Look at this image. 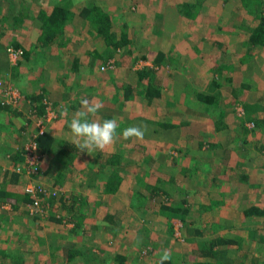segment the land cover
<instances>
[{
	"label": "rangeland",
	"instance_id": "374dc122",
	"mask_svg": "<svg viewBox=\"0 0 264 264\" xmlns=\"http://www.w3.org/2000/svg\"><path fill=\"white\" fill-rule=\"evenodd\" d=\"M55 1H61L60 5L65 3L71 5V8L69 9H73L72 20L74 23V30L71 31L72 33L70 35L67 33L69 37H65V43L68 47L66 51L64 45L58 46L54 43L52 47H58L57 49L61 52V54H59L62 58L69 49L73 54L74 52H80L81 58L87 59L85 64H80L81 66L79 65L78 70L82 72V76L88 69L93 74L89 75L87 81L84 78H82L81 82L78 80L80 84L74 82L77 90L72 96L73 105L75 102L74 95L80 93L85 96L87 93L88 97H92L93 102H102V104H104L108 99L109 93L106 88L111 89V86H113L105 81L106 87H103L104 81L102 82L98 79L104 77L105 73L109 76L115 77L117 82H119L118 87L122 96V83L118 78L122 75V72H129V67L138 68V65L140 66L141 64L139 63V60L143 62L142 65H145L144 60L153 57L156 48H158L161 42H164L166 45L169 40L174 41L173 38L167 36L169 33L167 29L162 28L159 24L153 23V25H151V22L153 21L151 16L153 15L155 18L156 15L154 12L158 11V8L161 7L162 3L168 5V7L165 5L161 7L164 9L162 14L171 19L178 15V18L182 19V21H180L183 24L184 32H181L179 36L183 37L186 33L188 35H191V33L197 35L194 38L195 44L193 45L198 46V49L196 50L199 53L197 58H192L193 56L191 54L183 55L179 58L174 55L175 58L172 56L163 58L162 61L158 63V66L152 64V71L149 72L154 73L156 80L159 78L158 83L161 81L162 87L165 89L163 92L164 97L161 98V100L152 98L154 104H146L140 96L139 88L131 86L128 89V95L130 99L132 98V101L134 98V104H136L137 107L131 105V100L126 101L127 99L125 100L127 104L124 103V101L117 102L119 103L120 114H125L126 116L132 112L135 113L132 115H134L135 118L137 117V119L130 120L132 126H139V123L142 124L141 120L145 121L142 124V127L146 129L144 138H154L157 143L154 145L148 143L146 145V142L145 149L142 147H138V149H135L134 151H131L130 148L127 149V154H129V156L126 155V161L120 164L121 173L119 174L122 175L123 180L121 184H119L117 190L113 193L115 198L112 199L118 203V209L117 206L109 208L106 204L103 206H101V203L99 204L102 207V210H105L106 212L116 209L118 223L113 224L110 222L107 226L100 223L95 226V229L90 228L91 233L87 237V245L90 248L93 247L94 251H101L104 249L102 248V245H106L108 253L107 257L104 258L108 263L104 261L103 264H112V262L113 264H117V261L114 259L113 251L116 249H119V252L126 250V247H124L126 243H129L130 248L126 250L128 251V255L125 256L124 262L128 264H158L159 258L165 250L171 253V261L173 264H199V257L196 262L193 260L190 261L188 257V253L191 252L190 247L192 239L198 240L206 236H208V238L210 236L216 237L218 234L217 232L223 230L227 236L231 235L229 232V228L231 227H228L226 223H221L218 230H215L213 224L214 221L216 222L220 220L219 218L226 219L224 218V213H222L225 212L224 209L221 207L219 212L213 214V212L210 211L209 213L207 203L209 204L210 201L214 200L211 199V196L205 200L206 187L211 181V178L209 180L208 177L217 175V179H219L218 182L220 183L221 181L220 179L222 176L219 173L215 174V169H220L221 165L224 164V159L229 153L227 148L226 151L224 150V144H226L228 139H232L238 143L236 150L239 155V157H236L238 165L235 164L233 168L239 169L248 165V168L252 169L255 177L252 175L251 181H256L257 183L256 185H253L254 192L262 188L257 185H264V163H262L264 160V145L260 147L261 142L264 144V133L258 136L256 132L258 129L254 128V122L249 119V117L256 119L260 115L262 116L261 109L264 110V106L262 105V100H264V45L249 43L246 37L247 34L250 33V29L256 23V15L259 16L260 12L264 11V0H261L260 4L258 0H253V2L249 3L252 12L246 8L242 0H133L131 1L130 6H135L134 9H130L128 6L125 7L128 15L127 19L123 22L116 20L112 25L117 36L122 33L124 27H128L125 41L120 44L118 51L117 46H114V44L111 43H106L101 50V56H104L106 59L108 57L111 58L117 56V68L112 74H109L107 71H102V66V69L97 67L100 72H98L97 68L95 71H92L87 64L89 52L93 51L95 42L99 41L101 37L95 31L90 32L84 21L74 18V16L77 18L76 15L83 17V13L85 12L84 10H81L83 7L91 8L93 6L83 4L86 0H83L82 3L76 0H0V5L2 7L0 12H3V18H0V23L3 24V27L0 28V102H3L2 104L6 105L4 101H6L7 98L4 95V89L7 86L18 88L23 96L20 89L22 87L16 85L20 75L13 71L11 66L15 65L18 58L11 59L13 57L8 54L7 51V46L13 45L15 42L13 39L18 35L16 33L14 35L12 31H17V33L20 31L24 32L23 29L19 28L23 25V22L14 19L16 12H21L27 28V23H30V20H33L28 17L27 9H29L31 13L35 12L34 14H37L36 12L38 9L46 6L50 7L51 4L54 5L53 3H55ZM185 2L191 4L189 5L192 15L191 17L184 15L180 9V6ZM105 4L106 5L104 6L106 8L103 6L102 8L107 11L109 8L108 5L111 3ZM137 9L144 12V14H142L145 18L143 23L146 24V29L148 30L146 36H139L140 34L138 35L136 32H133V30H135V23L133 24V21L136 19L134 13L138 11ZM84 18L87 19L86 17ZM149 22L150 24H148ZM15 24H17V26ZM137 26H139V24H137ZM176 32H180V30H177ZM235 35H238V38L233 39L231 36ZM148 39L151 41L148 42ZM143 43H146L147 46H151L152 48H150V50L149 48H144L143 46L145 45ZM193 49L194 47H192V51ZM93 54L94 53L92 52V55ZM141 55L145 57H140ZM239 59H242L243 62L239 63ZM111 60H113V58H111ZM216 65H220V67L216 69ZM103 66L106 67V64H103ZM35 67L36 66H34L29 72L28 77L33 79L37 77L38 72H36ZM56 67L58 70H56ZM114 67L115 66L111 65V68ZM148 68L149 67H147V69ZM54 69L55 72L60 75L64 72L65 67L64 65H61L60 61L59 64L56 63ZM220 71H222L224 78H221L222 76L218 78ZM144 75L146 74L144 73L143 76ZM211 75L216 77L215 80L218 79V85L212 81L213 79L211 78ZM226 75L231 76L232 79L225 77ZM85 76L88 75L85 74ZM14 78H17L14 80L16 81L15 83L12 81ZM179 78L183 79V81L179 82L176 87V82ZM242 83H251V85L243 86ZM41 85L46 87H44L46 93H44L42 99V114L40 113L36 117L30 114L31 111H34L35 107V110L38 113L37 102L30 101L29 97L26 95L24 96V100L29 103H27L26 114L23 115V118L16 115L17 119L14 121L17 123L9 127L0 126V142L3 144L6 141L17 143L19 141V139H17L18 134L25 136L26 139L24 142L22 141L20 143H23V161H25V155L29 148V141L34 139V133H39L38 130H36L35 123L37 118L39 119V116L41 115L40 118L43 119L47 110L54 111L55 113L50 120L45 119V127L48 122L51 123L52 119L57 115L56 108L52 102V95L54 96L56 92L64 93L60 92L62 91L60 89H63V87L61 88V85L54 81H52L51 84L40 81L39 86H37L40 90L42 88ZM49 85L52 93V95L50 94L51 96L47 93ZM83 86L85 87L83 88ZM86 86H89V89H87ZM211 86H213L212 93L216 90H219L221 93L220 100H223V104L220 103L219 100L215 106L222 104L224 108V119L228 123V129L223 131L224 133L219 130L222 134L220 135V133H218V138H220L221 141L217 144H214V141L210 139L206 141L201 139L202 133H200L199 130L203 129L206 124L203 123L205 120L200 119L198 114H207V112L206 109L195 110V108H193L195 105L194 103L199 99L196 98L197 96H195V92L201 91L204 93H210ZM31 89H33V87H31ZM64 95H66V93ZM61 96L62 95H58L56 98L63 99ZM188 97L191 98L190 102ZM65 98L67 97L64 96V99ZM245 102L254 103L255 106H258L257 110H255L253 114L247 112L245 109ZM19 103L17 107H20L19 110H21L22 105ZM170 103L175 105L178 111V116L173 113V105ZM187 110H190L188 115H186L185 112V116L180 115L181 112ZM171 114L177 116V119L190 116L191 123L185 124L183 128H178L179 125L176 121L177 119L175 117L172 118ZM166 119L175 120L177 129H166L163 124L158 125L159 130H156L155 132L150 129V125L153 124L154 121H163ZM246 122H253V125H248V127ZM146 123L149 125L148 127ZM241 124L247 129V131L242 129ZM10 127L12 128V131H9ZM17 129H20L21 132H16ZM1 134H6L9 137L2 136ZM179 134L183 135L179 138ZM144 138L138 141L144 143ZM133 139L131 140L133 141ZM232 147H234V144ZM210 150H213V152ZM86 155L88 156L87 153H81L72 162L73 164H77L76 168L79 167L80 163L83 164L79 167V170L74 173V176H76L73 178L75 181L74 185L77 186L78 189H83L82 191L86 190L85 195L94 194L93 196H97V193L106 195L103 190H101V192H96L99 186H97L98 181L104 177H108L107 179H109V177H112V174L115 175V180H117V170H110L106 172L105 176H103L101 171L104 169H99L92 164H88L89 162L85 161L88 158ZM183 155V159L177 160ZM223 156L225 157L223 158ZM44 158L45 156L43 157V153L40 152V158L38 161L39 174H36V178L47 189L45 194H47V191H52L55 194L61 192L60 194L66 196L65 201H57L54 205L49 206L52 207V209H48V202L45 194H43L41 203L42 213L37 214L39 218H42L41 221L38 220V223L40 222L41 224V222H47L48 220V222L51 223V225L48 223L41 224L48 227V229H46L47 231H50L55 235L65 233L63 238L55 237L53 239L52 237H49L46 238L44 244L43 242L41 243L43 248L52 251L65 245L66 240L74 235L69 231L68 226L70 225L67 224L68 221L66 222V220L63 219L66 227L64 226V228H61L55 214L70 216L69 206L70 208L73 206L72 201L76 197L69 191V187L73 182H71L70 177L63 178L61 175L56 177L57 174L54 171L51 172L47 166L45 168L43 167L42 159L44 162ZM52 159L55 160L57 169L61 173L68 169L69 160L67 157L58 158L55 154L52 156ZM184 159H187V166L189 167V173L187 174L186 171H182L185 168L184 163H182ZM219 159H221L220 163ZM47 162L48 160H46V163ZM178 167L180 171H177ZM10 170L16 171L15 166L11 167ZM20 173H24V171H21ZM236 173L237 171L230 170L227 174V178L230 180L232 179L228 188L231 189L230 194L233 195H236V192L233 190L235 186V177L237 176ZM170 175L173 176L172 181L171 178L168 179ZM158 177L161 178V181ZM58 179L65 180H59L63 182V184L59 185L57 183ZM183 182H186L187 184L183 186ZM240 183L242 184V182ZM217 185L221 184L217 183ZM159 186H161L160 188L162 189V192L158 191ZM231 187H233V189ZM59 188L61 191H59ZM226 195H229V193ZM257 197V200H261L264 203V192L262 196L257 195ZM259 197L262 199H259ZM249 198L254 199V194L247 196L246 199L249 200ZM181 199L184 200L182 206H186L187 208L182 219L180 217L181 215L169 217L158 212L161 202L168 204L171 201H178ZM220 200L221 199L216 201ZM27 202L25 201L27 213L32 216ZM122 202L123 204H121ZM71 210L75 211L73 208H71ZM98 213L99 215L97 214V217L103 214L100 210ZM53 216L56 219H54ZM259 216L260 217L258 218H261V220L258 219L254 221V224L257 226V231L253 232L254 229L251 228L247 232L248 234H245L244 240L240 244V246H242L241 248L237 249L238 246L235 247L232 245H227L223 248L222 251L226 254L224 257L230 262V264H260L259 260L262 259V255L259 256L261 253L260 246L264 244V215ZM239 218L243 219L244 216L240 215ZM197 220L203 222L201 227L204 228V230H202L201 233L193 231L194 228L198 227L196 224ZM195 221L196 223H193ZM209 222H212V227ZM54 227H57V230H55ZM58 229H62L63 232ZM234 232H236L235 229L232 233ZM97 233H99V237H97ZM65 236L68 238H65ZM39 237L42 238V235H39ZM92 238L98 239V242L97 240L92 241ZM240 249L242 250L239 252L238 250ZM263 251L264 249H262V252ZM54 258H56V261L60 259L58 256H55ZM97 259L98 257L90 256V261ZM56 261H52L51 264L57 263ZM208 261H210V264H213V258H210ZM222 262L227 264L226 261Z\"/></svg>",
	"mask_w": 264,
	"mask_h": 264
},
{
	"label": "crops",
	"instance_id": "0c3cea01",
	"mask_svg": "<svg viewBox=\"0 0 264 264\" xmlns=\"http://www.w3.org/2000/svg\"><path fill=\"white\" fill-rule=\"evenodd\" d=\"M76 1H79L81 3L83 2V0H76ZM131 1H133V0H102V1H100V0H86L85 2H83V4L88 5V6L98 4L100 6L105 7L104 6V5H106L105 3H111L110 5H108L109 8L107 9V11L113 13V15L115 17V21L119 20V21L123 22L128 17L127 10L125 9V7L128 6V7H130V9H134V7H135V6H130ZM151 1H153V0H151ZM60 3H61V1H57V2L55 1V3H53V4H59L60 5ZM61 5L64 7H67V8H71V5H68L67 3L61 4ZM164 5L166 7H168V5H166L165 3H162L161 7ZM50 6H52V4ZM161 7L158 8V11L154 12L156 15L155 19H152L153 21L150 19L152 21L151 25H153V23L159 24L162 28L167 29V31L169 32L167 34V36L170 38H173L174 41L169 40V42H167L166 45L164 42H161L160 45L158 46V48H156V52H155V54H153V57L152 58L149 57V58H146V60H144L145 65H142L143 62L141 60H139V63H141V64H140V66L138 65V68H133V67L130 68L129 67L128 68L129 72H127V73H125L124 71L122 72V75L118 77L122 83V89H123L122 96H121V91L118 87L119 82H117L115 77L109 76L105 73L104 77L98 78L102 82L104 81L103 87L104 86L106 87L105 81H107L108 83H110L113 86H111V89L106 88L109 91L108 99L104 102V104H102V108L96 114L94 119L103 120V119L115 118L117 120V123L119 124V128L117 130L118 134L123 129L132 126L130 124V120H136L137 119V117L135 118V116L132 115V114H135L133 112L131 114L126 115V116H125V114H120V112H119L120 107L118 105L119 103H117V102L124 101V103L127 104V102H125V100L127 99L126 101L131 100L130 101L131 105H134V107H137L136 104H134V98H133V101H132V98L130 99V97L128 95V92H129L128 89L131 86H136V87L138 86L139 89H143V91H144V88H142V87L144 85H147V84H145L146 82L144 81L145 75L143 77H141L142 78L141 80L138 79V76H139L138 71H140V70H146L148 72L152 71V66L154 64L156 66H158L159 65L158 63L161 62L163 58H167L168 56H172L174 58H175V56H177V58H179L180 56L182 57L183 55L191 54L193 56L192 58H197V56L199 54L196 51L198 49V46L197 45L193 46L195 44L194 38L197 35L195 33H191V35H188L186 33V34H184L183 37L179 36L181 32L182 33L184 32L183 24L181 23L182 19L178 18V15H176L174 17L175 19L174 18H172V19L167 18L164 14H162L164 12V9H162ZM1 8L2 7L0 5V10H1ZM128 13H129V11H128ZM134 14H135L136 19L133 21V24L135 23V25H134L135 30H133V32H136L138 35L140 34L139 36H146L148 30L146 29V24L143 23V20L145 18L142 16V14H144V12H141L138 10ZM137 15L140 17H138ZM76 16H77V18L74 16L75 19H81V21H84V23H86V27L88 28V30L90 32L93 31V29L89 25V21L87 19H85L84 17L79 16V15H76ZM152 17H153V15L151 16V18ZM0 18L1 19L3 18V12H0ZM141 21H142V25H141ZM137 24H139V26H137ZM148 24H150V22ZM73 25H74V23H73V20L71 19L69 21V23L67 25V29H66V31L69 35L72 33L71 31L74 30ZM140 26H141V28H140ZM2 27H3V24L0 23V28H2ZM27 29L30 31V27H27ZM9 30H11V29H9ZM177 30H180V32H176ZM33 33H31L30 35H27L26 31H24V32L20 31L17 33L18 35L14 37L13 41L19 42V39H20L22 44L27 43V40H28L27 38H29V36H31ZM237 36L238 35L231 36V37L233 39H235V38H238ZM149 41H151V40L148 39V42ZM18 44H16V45H18ZM63 45L65 46L64 49L66 51L68 49V47L66 46V43H64ZM144 45L145 46H143V47L149 48V50H150V48H152L151 46H147L146 43ZM192 47H194L193 51H192ZM55 48L57 49L58 47H55ZM59 53L61 54V52L57 49L56 54H53L52 57L49 56L50 58L48 57L50 59L49 64L52 65L51 69L55 71L54 66H56V63L59 64L61 61V65H64L65 70L60 75H53L54 78H52L53 76H51L50 78H52L53 79L52 81H54L55 83L61 85V88L63 87V89H60V90H62L60 92H64V93H57L56 92L57 94L55 93V95L53 96L51 91H50V85L47 89L48 95L49 96L52 95V98H53L52 102H53L54 107L56 108L57 115L55 118L52 119L51 123L50 122L47 123V125L44 129V132L48 134V136L51 138V140L48 139L47 137H44V139H42V143L44 146L41 148V151L43 153V157L45 156L44 162L42 159V165L44 168L47 166L51 172L54 171L57 174L56 177L59 175H61L63 178L70 177L71 182L73 181L69 187V191L73 195H75V197H76L75 199L78 201H76L74 199L72 201L73 206H71V208L77 209V207H79L76 210V212H77L76 215L82 216V223H80V224H83L82 231L81 232L76 231L77 234L72 233V231H71L72 226H68L70 233L74 234V235H73V237L71 236L69 238L65 236V238H68V240H66L65 245L61 246L60 248H58L56 250H52V251H49L46 248L42 247L41 243L43 242V244H44L46 238H49V237H52L53 239L55 237L63 238L65 233L64 234H56V235L52 234L50 231L46 230V229H48V227L41 225L42 223H44V224L48 223L49 225H51V223L48 222L49 220L47 222H41V224H40V222L38 223V220L41 221L42 218H39L38 216H33V215L30 216L27 213L26 206H25L26 200L24 198L28 197V195L25 194L24 191L22 190L23 182L21 180L24 177H22L21 173L10 170L11 167H13L17 164H20V165L24 164V161H23L24 157L22 154L23 143L22 144H20V143L22 141L24 142V140L26 138L24 135L18 134L19 137L17 136V139H19V141L17 143L6 141L3 144L0 142V193L2 191L8 190V191L17 193L21 196L23 195L22 198L18 199V200L14 199V197H12V198L0 197V264H51L52 261H54V262L56 261V258H54L55 256H58L60 259L58 261H56L57 263H54V264H103V262L106 261L104 257H107V253H108L106 250L107 247L105 244H103L102 245V248H104L103 250L94 251L93 247L90 248L87 245L88 244L87 243V240H88L87 237L91 233L90 228L95 229V226L99 225L100 223L104 226L109 225L110 222H112L113 224L118 223V220L116 217V213H117L116 209L115 210H109V212L102 210L101 206H103L104 204H106V206H108L109 208L112 206L116 207L118 204V203H116L115 200H112L115 198L114 194H113L114 192H106L105 189H103L102 180L98 181L97 186L98 185L99 186H98V189L96 190V192H101V190H103L106 193V195H103L102 193H97V196H93L94 194L93 195H90V194L85 195L86 190L82 191L83 189H78L77 186L74 185L75 181L73 180V178L76 177V176H74L75 175L74 173H75V171L79 170V167H81L83 164L80 163L79 167L76 168L77 164H73L72 162L74 161V159L77 156H79L83 152H80L79 150L75 151L71 147H69L68 149H63V142L68 143V141H70L69 144H71V137L69 134L68 125L70 124V121H71L72 116L75 113V111H77L81 107L80 100L82 98H87L90 102H93V100H92V97H88L87 93H86V96L82 95V93H80L78 95H74L75 102L73 105L72 96H73V94L76 93V90H77V87L74 85V82H78V80H79V82H81L82 78L86 79V81H87L90 74L89 73H83L84 75L82 76V72L79 70L78 71H70L69 69H67L71 63V55H73V53L70 49L68 52H66L64 54L63 58L61 57V55ZM142 53H144V52H142ZM74 54L79 55L78 60H77L79 65L86 63L87 58L82 59L80 52H74ZM116 57L117 56L111 57V58H113V60H111V58L108 57L107 59H105V61H102L101 62L102 65L106 64V67L104 66L102 71H107V72H109V74H112L113 71H115L117 68ZM140 57H145V56L141 55ZM137 58H138V56H137ZM109 60H111L112 66H115L114 68H111V65L108 64ZM239 60H240L239 63L243 62L242 59H239ZM179 61H181V60H179ZM11 66L13 67L16 65H11ZM147 67H149V68L147 69ZM99 68L102 69L101 66ZM15 69H17V68H12L13 71H15ZM56 69H58V68L56 67ZM97 70H98V68H97ZM98 72H100V71L98 70ZM85 74L88 76H85ZM56 76H59V78H56ZM90 77H93V76H90ZM29 78L30 77L22 79L19 77L17 80V83H16V85H20L22 87L20 89L23 93V96L20 98V101H19L20 102L19 104L22 105L21 110H19L20 107L19 108L15 107L14 109H11L10 112H7L5 114L3 112V110L0 109V126H8V127L12 126L13 124L17 123L16 121H14L15 119H17L16 115L21 116L23 118V115L26 114V109L28 106L27 103H29V102L24 100L25 99L24 96H26V95L28 96L29 93L32 91V89H31L32 86H30V84H33L36 88L37 86H39V82L41 81V79H38V77H36L35 79L30 78L32 81H29ZM16 79L14 78V79H12V81H14ZM180 79L181 78H179V80L176 82V87L178 86L177 84L179 82L183 81V79H181V80ZM155 80H156V78H155ZM158 80H159V78H158ZM158 80H156L157 83H158ZM52 81L50 80L49 84H51ZM15 82L16 81H14V83ZM157 83H154V84H157ZM158 85L161 86L160 87L161 90H160L159 94L157 93L156 95H154L155 96L154 98H156L157 100H161V98L164 97L163 92L165 89H164V87H162L161 81H159ZM84 87L85 86H83V88ZM88 87L89 86H86L87 89H89ZM148 89L150 90V88H148ZM154 91H156V90H154ZM65 93H66V95H64ZM58 95H62L61 97L63 99L56 98ZM64 96L67 98L64 99ZM151 103L154 104V102H152V101H151ZM152 104H150V105H152ZM170 104H172V103H170ZM166 106H167V104H166ZM174 108H176L175 105H173L172 110ZM35 109H36V107L34 108V111L30 112V114H32L36 117L40 113H37ZM123 111L126 112L125 110H123ZM176 112L178 113V111H176ZM262 113H263V110L261 109V114ZM258 114H259V112H258ZM180 115L184 116V111L181 112ZM177 116L172 115V118H174V117L176 118ZM40 117H41V115L39 116V118ZM180 119H183V118H178L176 121L179 123ZM141 121H142V124H143V122H145L143 120H141ZM155 122L156 121H154V123ZM154 123L150 125V127H151L150 129L155 132L156 130H159L158 125H160V123L159 124L158 123L154 124ZM121 124H122V126H121ZM142 124L139 123L138 125L142 126ZM162 124L166 129H168V128L175 129V130L177 129V125L175 124V120H173V119L163 120ZM246 125L248 126L247 122H246ZM148 126L149 125L147 124V127ZM179 127L183 128L184 125L183 124L179 125L178 128ZM9 131H12L11 127L9 128ZM16 132H21V130L17 129ZM41 134L37 135L38 139H39V136ZM1 135L9 137L6 134H1ZM182 135H180V136H182ZM258 136H260V135H258ZM40 137H43V135ZM233 141L234 140H232V139H228L226 141V144H224V150L226 151V148H227L229 153H228L227 157L224 159V164L221 165L220 169L219 170L215 169V171H216L215 174L219 173L222 176V178L220 179L221 180L220 183L218 182L219 179H217V175L208 177L209 180L211 178V181L207 185L206 191H205L208 194L207 198H209L211 196V199H213L214 195L217 192L223 193L221 196L222 198H219V199H221L220 201H210L209 204L207 203V205H208L207 208H208V212L210 213V211H212L213 214H215L216 212H219L221 207L225 211L222 213H224V215H225L224 218H226V219L219 218L220 219V220H218L219 222L214 221L213 224L218 226L215 230H218L221 223H223V224L226 223L228 225H229V223H233L242 229H246L249 227L248 229L250 230L251 228H253L254 229L253 232H255V231H257V226L254 224V221L258 220V219L261 220V218H258V217H260L259 215H261V214H257L256 212H254V213H248L245 215L244 209L248 208L250 205H256V206L264 208V203L261 200H257L258 199L257 195L262 196V194L264 192V185H261V184L257 185V186H260L262 188H260L256 192H254L255 190L253 189V185H256L257 183H256V181H251L252 175H253V177H255V175L252 172V169H249L248 165L244 168L243 167L239 168V169L233 168V166L235 164H237V158L236 157L237 156L239 157V155L236 151L238 143H236L235 141L233 143ZM40 142H41V140H40ZM121 142L130 143V141H125L122 139V137L118 136V138L116 139V141L114 142V144L110 148H108L104 151L98 150L94 153V155H89V154H88V156L86 155V157H88V158L85 161L91 162L92 158L97 159V156H96L97 154H99V153H100V155L105 154L106 152H109V150H111L116 144L121 143ZM170 143H171V141H170ZM233 144H234V147H232ZM263 145L264 144L261 142L260 147H262ZM210 151L213 152V150H210ZM55 154H60L63 156L66 155L65 157H67L69 160V166H68V169H66V171H69V172L64 171L61 173L57 169V166L50 165L52 156H54ZM126 155L129 156V154H126ZM224 157L225 156H223V158ZM183 158H184L183 156H180L177 160H181ZM126 159H127V157L124 156V160H126ZM46 160H48L47 163H46ZM90 162L88 164H92L93 166H95L94 163H92V162L90 163ZM220 162H221V159H219V163ZM262 163H264V160L262 161ZM110 170H117L118 171L119 168L114 169V167H113ZM230 170L237 171V173H236L237 176L235 177L234 189H233V187H231L236 192V195L230 194L231 189L228 188V186L232 182V179L230 180L229 178H227V174ZM108 171H109L108 168L104 169L103 171H101L103 173L102 175L105 176L106 172H108ZM177 171H179V170H177ZM112 177H113V174H112ZM15 178H19L20 180L19 181L12 180ZM59 180H65V179H58L57 180V183L59 185H61V184H63V182L59 181ZM240 182H242V184ZM217 183L221 184V185H217ZM20 186H21V189H20ZM62 186H64V185H62ZM59 190H60V188H59ZM227 192L229 193V195H226V194H228ZM251 194H254V199L249 198V200H247L246 199L247 196H250ZM207 198H205V200ZM94 199H95V201H94ZM259 199H262V198L259 197ZM100 203H101V206L99 205ZM121 204H123V202ZM79 209H80V212H79ZM117 209H118V206H117ZM99 210L102 211L103 214L101 216L97 217V214L99 215V213H98ZM240 215H243L244 218L240 219L239 218ZM92 216H93V218H92ZM100 220H102V221H100ZM197 222L203 224V222H200V220H197ZM58 223H60L61 228H64V226L66 225V224H64L63 220L59 221ZM61 223L63 226L61 225ZM96 223H98V224H96ZM258 223H260V222H258ZM91 224H93V225H91ZM211 224H212V222L210 223V225ZM89 225H91V226L88 227ZM239 228H236V229L240 230ZM54 229L57 230V227H54ZM58 230H61L63 232L62 229H58ZM230 231H234V229L231 228V229H229V232ZM217 233L216 234L218 237H221V235H223V236L226 235L224 230L218 231ZM39 235H42V238L39 237ZM97 237H99V233H97ZM93 240H95V241L97 240V242H98V239H96V238H94V239L92 238V241ZM124 247H126L125 249L128 250V248H130L129 243H126ZM86 248H90V249L86 252ZM262 249H264V244L260 246L261 253L259 254V256L262 255V253H263ZM126 250L119 252V249H116L115 251H113V253H114L113 255L115 256L116 253H120V254H123L124 256H126V255H128V251H126ZM92 252H93V254H92ZM91 255L94 257H98V259L90 261ZM99 255H101V256H99ZM220 256H226V254L222 251V252H220ZM125 261H127V260H125ZM106 262L108 263V261H106ZM112 264H113V262H112ZM114 264H116V263H114ZM219 264H224V263L221 262Z\"/></svg>",
	"mask_w": 264,
	"mask_h": 264
},
{
	"label": "trees",
	"instance_id": "16d2710c",
	"mask_svg": "<svg viewBox=\"0 0 264 264\" xmlns=\"http://www.w3.org/2000/svg\"><path fill=\"white\" fill-rule=\"evenodd\" d=\"M242 1H243L244 5L246 6V8L250 12H252V8L250 9L249 3L253 2V0H242ZM260 1L261 0H258L259 4H260ZM189 5H191V4L188 2H185L180 6L181 7L180 9L184 15L191 17L192 15H191ZM81 10L85 11L84 12L85 14L83 13V17L87 18V20L89 21V25L92 27L93 31H95L101 37L100 40L98 39L99 41L95 42V47L93 48V51L89 52V58H88V63H87L89 65L90 69H92V71H95V69L97 67L99 68L100 66H102L101 62L105 61V59H106L104 56H101V50L104 48L106 43L114 44V46L116 45L118 48L120 46V44H122V42L125 41L126 31L128 30V27L127 26L124 27V30H122V33L118 34V36H117L116 31L114 30V28H112L113 23H115L114 22L115 17L111 12L106 11L100 5H93L91 8L83 7ZM34 13L35 12L31 13V11L29 9H27L28 17L33 19V20H30V23H27L28 24L27 27H30V31L26 28L25 23H24V18L22 17L20 11H17L15 16H14L15 20H21L23 22V25L20 26L19 28L26 31L27 35H30L33 32L34 33L31 36H29V38H27L28 39L27 43L22 44L20 39H19V42L18 41L14 42L15 43L14 45L19 43L18 45H16V47H19L22 50V52H21L20 56L18 57V61L15 63L16 66H13L12 68H17V69H15V72L20 75V78L25 79V78H28L29 72L34 68V66H36L35 69H36V72H38L37 73L38 79H41V82H43V83H49L50 80L51 81L53 80L52 79V78H54L53 75H59L54 70L51 69L52 65L49 64V60H50L49 58L52 57L53 54L57 53V49L54 46L52 47V45H54V43H55V45L62 46L66 41L65 37H69L66 29H67V25H68L69 21L73 17V11H72V9L61 6L59 4H54L50 7H48V6L47 7H41V9L37 10V12H36L37 14H34ZM25 14H26V12H25ZM256 17H257L256 23L250 29V33L247 34L246 37H247V40L249 41V43L257 44V45H264V11H261L259 16L256 15ZM152 19H155V18L152 17ZM15 25L17 26V24H15ZM12 32L14 35H15V33L17 34V31L16 32L12 31ZM117 50H119V48ZM92 52L94 53L93 55H92ZM78 56L79 55H76V54L71 55V63L68 67V69L70 71H78V69H79V64L77 61ZM18 65H19V67H18ZM219 67H220V65H216V69H218ZM56 70H58V69H56ZM86 73L93 75L89 69L87 70ZM144 73L146 74L144 77V81L146 82L145 84H147V85H144L142 87V88H144V91H143V89H139L140 90V96L146 104H150L152 101V98L155 97L154 95H156L157 93L158 94L160 93V90H161L160 87L161 86L158 85L159 83L156 82L155 75L153 72H148L146 70H140V71H138V74L140 76V77L138 76V79L141 80L142 79L141 77L143 76ZM51 76H53V77L50 78ZM213 76L214 75H211V78L213 79L212 81H214V83L216 85H218V79L215 80L216 77H213ZM220 77L224 78V76L222 75V71H220V73L218 75V78H220ZM225 77L232 79V77L229 75H226ZM56 78H59V76H56ZM29 81H32V80L29 78ZM231 82H232V80H231ZM154 83H157V84H154ZM242 85L248 86V85H251V83H247V84L242 83ZM30 86H32L34 88L32 89V91L28 95L29 100L33 101L35 103L37 102V111H38V113H41V112H43L42 99H43V95L45 93L46 87L44 85H41L42 88L40 90L37 87L35 88V86L33 84H30ZM233 86H236V85H233ZM212 87L213 86H211L210 93H204L201 91L195 92V96H197L196 98H199V99L194 103L195 105L193 106V108H195V110L206 109V112H207V114H205V113L198 114L199 118L204 119L205 121L203 123L206 124V125H204L203 129L199 130V132L202 133L201 139H204L205 141L210 139V140L214 141V144H217L218 142L221 141V139L218 138V135H219L218 133H220L219 130H221L222 133H224L223 131H226L228 129V126H227L228 123H227V121H225L224 115H223L224 114V111H223L224 108L222 106L223 100H220L221 93L219 90H216L214 93H212ZM148 88H150V90ZM154 90H156V91H154ZM188 99L190 102L191 98L188 97ZM219 100H220V103H222V104L215 106ZM262 105L264 106V100H262ZM15 106L16 105H13V104L4 105L0 102V109L3 110V112L5 114L7 112H10L11 109H14ZM257 108H258V106H255L254 103L245 102V109L247 112H250L251 114H253L254 111L257 110ZM172 111L178 115V113L176 112L177 111L176 108H174ZM184 112L186 113V115H188L190 113V110H187ZM249 119H251L254 122V128L258 129L259 132L256 131L257 134L262 135L264 133V110H263L262 116L260 115L256 119L249 117ZM155 123L162 124V121L158 120ZM190 123H191V117L189 116L187 118L180 119L178 125H182V124L185 125V124H190ZM241 126H242V129H244V131H247V129L242 124H241ZM168 129H170V128H168ZM222 133H220V135ZM42 135H43V137H40ZM40 136H39V139L37 138V143H38L39 151L42 152L41 148L44 146L42 143V139H44V137H47L48 139L51 140V138L45 132L42 133ZM178 137L179 138L181 137L180 134ZM144 139H145L144 143L143 142L141 143L140 141H138L136 139H133V141L131 139L128 140V141H130V143H126V142L118 143L111 150H109V152H106L105 154H101V155L99 153L96 155L97 159H93V158L91 159V162L95 164L96 168H102V169L108 168L109 171L113 167H114V169L119 168V170L116 171V173L118 174V178H117L118 181L115 180L114 174H113V178L111 177L112 179L110 177H109V179H107L108 177H104V178L100 179V180H102V183H103V189H105L106 192H115L117 190L119 184H121L123 178H122V175L119 174V173H121L120 164L122 162L126 161V160H124V156H126L128 148H130L131 151H134L135 149H138V147H140V148L142 147L143 149H145L146 145L148 143L151 145H154L157 143L156 139H154V138H152V139L144 138ZM40 140H41V142H40ZM69 142L70 141H68V143L63 142V149H68L69 147H71L73 150L78 151V149L75 148L72 144H69ZM145 143H146V145H145ZM213 148H214V146H213ZM199 151L202 152L201 150H199ZM56 155L58 158H65V156H66V155L63 156L60 154H56ZM183 157H184V155H183ZM145 160H146V158H145ZM186 160L184 159V161H183L185 168L182 171H186V174H187V173H189V167L187 166ZM50 165L57 166L54 159H51ZM177 170H179V167L177 168ZM21 175H22V177H24L23 174H21ZM170 178L172 181L173 176L170 175L168 177V179H170ZM25 179H26L25 177L21 179L23 183H25ZM158 179L161 181V178L158 177ZM12 180L19 181L20 179L15 178ZM162 181H163V179H162ZM105 182H107V183H105ZM186 184H187L186 182H183V186H185ZM160 187L161 186H159L158 191L162 192V189ZM60 193L61 192H59L58 194H55L52 191H49V192L47 191V194H45V197H46V200L48 202V207L51 205H54L57 201H65L64 199H66V196H63ZM222 194H223L222 192H217L214 195L213 200L216 201L219 198H222L221 197ZM22 196L17 194V193L8 191V190L2 191L0 193V197H3V198L14 197V199H17V200L21 199ZM207 196H208V194L206 193V198H207ZM24 199L26 201H28L29 197H25ZM76 201H78V200H76ZM183 201L184 200L181 199L178 201H171L168 204L161 202L160 203L161 204L160 209H158V212L164 216H169V217H172L174 215H181L180 217L182 219L184 217L185 212L187 211L186 206H182ZM203 206H204V203H203ZM207 207H208V205H207ZM78 208L79 207H77V209ZM48 209H52V207H49ZM77 209H75V211H73V210H71V208L69 206L70 216H61L60 214H55L59 221H61L63 219L68 220V221H72V222L74 221L73 226L71 227L72 233H76V231L77 232L82 231L83 224H80V223H82V216L76 215ZM79 212H80V209H79ZM254 212H256L257 214L264 215V208L256 206V205H250L248 208L244 209L245 215L248 213H254ZM71 215H72V217H71ZM33 216H37V214H35ZM54 219H56V218L54 217ZM193 223H196V221ZM196 224L198 225V227L194 228L193 231L196 233H201L202 230H204V228L201 227L202 224L199 222H197ZM212 226H213V224H211V227ZM214 227L216 229L218 226L214 224ZM228 227L235 229L236 232L232 233L233 231H230V234H231L230 236H227V234H226L225 236L221 235V237L210 236L208 238V236H206V237H204L202 239H198V240L192 239L191 247H190L191 252L188 253L189 254V256H188L189 260L190 261L193 260L196 262V260L199 257L200 258V260H198L199 264H210V261H208V260L210 258H213V261H212L213 264H219L222 261H226L227 264H230V262L227 261L224 256H221V258H220V252H222L223 248H225L227 245H232L235 247L238 246L237 249L241 248L242 246H240V244L244 240L245 234H248L247 232L249 231V229H248L249 227L246 229H242L233 223H229ZM231 228H229V229H231ZM236 228H239L240 230H237ZM89 249L90 248H86V252ZM241 250L242 249H240L238 251L240 252ZM114 259L117 261V264H127L124 262L125 256L123 254L116 253L114 256ZM259 263L264 264V251L262 253V259L259 260ZM166 264H173V263L170 260V261L166 262Z\"/></svg>",
	"mask_w": 264,
	"mask_h": 264
},
{
	"label": "clouds",
	"instance_id": "9594fccd",
	"mask_svg": "<svg viewBox=\"0 0 264 264\" xmlns=\"http://www.w3.org/2000/svg\"><path fill=\"white\" fill-rule=\"evenodd\" d=\"M80 105L81 107L75 111L68 125L71 144L80 152L94 155L98 150L104 151L114 144L118 136L125 141L144 138L146 129L142 126H130L118 134L119 124L115 118L94 119L102 108V102H90L87 98H82ZM21 174L27 179L24 173ZM171 258V253L165 250L160 256L158 264H166Z\"/></svg>",
	"mask_w": 264,
	"mask_h": 264
},
{
	"label": "built area",
	"instance_id": "2783aa9c",
	"mask_svg": "<svg viewBox=\"0 0 264 264\" xmlns=\"http://www.w3.org/2000/svg\"><path fill=\"white\" fill-rule=\"evenodd\" d=\"M8 54H10L13 58L16 59L20 56L22 50L19 47L9 45L7 46ZM109 65L111 64V60L108 61ZM102 67H104L102 65ZM18 88H15L13 86H7L4 89V95L6 96L7 100L4 101L6 104H13L18 106L19 100L22 97V94L20 90L18 91ZM5 98V99H6ZM3 103V102H2ZM54 111L47 110L46 116L44 114V118H39L36 120V130H38L39 133H42L45 128V119L50 120L51 117L54 115ZM248 125H253V122H247ZM38 133V134H39ZM34 133L35 137L33 140H30L29 142V148L25 155V161L23 165L17 164L15 165V170L17 172L24 171V174L26 175L27 179L23 185V191L25 194L28 195L29 200L27 202V205L29 206L31 215L42 213L41 209V203H42V195L45 194L46 188L43 186L42 183H40L37 178L36 174H39V166L38 161L40 158V151L38 148L37 143V135ZM65 220V219H64ZM68 220H66L67 222ZM67 224L70 226H73L72 221H68Z\"/></svg>",
	"mask_w": 264,
	"mask_h": 264
}]
</instances>
